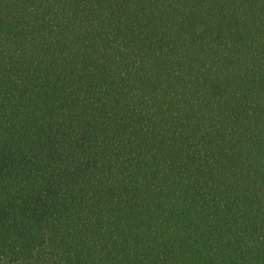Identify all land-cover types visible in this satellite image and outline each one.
<instances>
[{
  "label": "trees",
  "instance_id": "16d2710c",
  "mask_svg": "<svg viewBox=\"0 0 264 264\" xmlns=\"http://www.w3.org/2000/svg\"><path fill=\"white\" fill-rule=\"evenodd\" d=\"M0 264H264V0H0Z\"/></svg>",
  "mask_w": 264,
  "mask_h": 264
}]
</instances>
